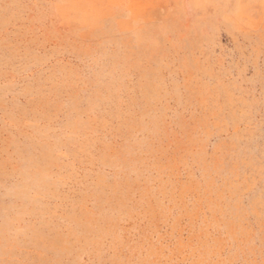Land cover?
I'll use <instances>...</instances> for the list:
<instances>
[{
    "label": "rangeland",
    "instance_id": "1",
    "mask_svg": "<svg viewBox=\"0 0 264 264\" xmlns=\"http://www.w3.org/2000/svg\"><path fill=\"white\" fill-rule=\"evenodd\" d=\"M0 264H264V0H0Z\"/></svg>",
    "mask_w": 264,
    "mask_h": 264
}]
</instances>
